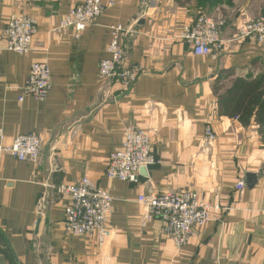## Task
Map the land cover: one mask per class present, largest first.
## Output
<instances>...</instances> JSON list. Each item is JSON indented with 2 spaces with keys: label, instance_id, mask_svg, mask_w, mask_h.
Returning a JSON list of instances; mask_svg holds the SVG:
<instances>
[{
  "label": "crops",
  "instance_id": "crops-1",
  "mask_svg": "<svg viewBox=\"0 0 264 264\" xmlns=\"http://www.w3.org/2000/svg\"><path fill=\"white\" fill-rule=\"evenodd\" d=\"M84 1L0 0V146L18 136L43 140L38 165L0 153V264H264V130L254 119L243 126L220 116L214 94L222 74L227 85L264 76V46L236 39L240 25L264 14V0H102L106 11L79 39L53 32ZM219 11L227 20L222 47L194 56L180 32L200 12ZM14 14L38 24L29 55L6 50L3 32ZM116 26L135 32L122 42L142 76L105 95L100 64ZM34 62L51 69L44 102L25 92ZM134 127L150 132L158 163L142 169L137 184L110 180L108 159ZM209 127L217 136L211 144ZM248 174L257 184L237 192ZM84 177L114 199L103 247L65 231L68 200L56 188ZM187 190L219 210L177 249L138 199Z\"/></svg>",
  "mask_w": 264,
  "mask_h": 264
},
{
  "label": "built area",
  "instance_id": "built-area-1",
  "mask_svg": "<svg viewBox=\"0 0 264 264\" xmlns=\"http://www.w3.org/2000/svg\"><path fill=\"white\" fill-rule=\"evenodd\" d=\"M105 11L106 6L102 0H85L73 7L53 32L64 35L71 31L74 38L79 39L89 26L96 24ZM226 24L227 20L220 11L211 15L200 12L191 26L183 28L178 38L190 47L194 56L208 57L222 47V32ZM37 26L36 20L30 15H11L3 32L6 50L21 56L31 54ZM132 33L135 32L123 26L111 28L108 58L101 62L99 71L102 94H109L111 87L115 85L131 89L142 76L139 68L129 64V52L122 42L124 35ZM236 39L263 47L264 16L240 25ZM52 89L49 65L46 62H34L25 92L36 101L44 102ZM216 138L214 131L207 128L206 142L211 144ZM42 148V138L33 134L18 136L10 147L0 146V153L8 154L19 162L38 165L42 158ZM157 163L150 132L136 127L128 128L124 133L122 147L108 159L106 176L110 180L137 184L140 171ZM236 190L244 193L245 183L239 181ZM56 192L68 200L64 206L66 234L95 240L99 247H103L112 236L114 199L110 192L100 188L88 177L75 184L59 185ZM138 201L147 210V219L161 221L164 236L177 249L185 247L198 230L215 218L214 211L219 210L192 190L169 191L160 195L149 193L147 196H140ZM43 202L44 198L39 204V211L42 210Z\"/></svg>",
  "mask_w": 264,
  "mask_h": 264
},
{
  "label": "trees",
  "instance_id": "trees-1",
  "mask_svg": "<svg viewBox=\"0 0 264 264\" xmlns=\"http://www.w3.org/2000/svg\"><path fill=\"white\" fill-rule=\"evenodd\" d=\"M222 80L223 74L214 85L220 116L236 118L243 126H249L254 119L264 130V76L253 80L237 79L230 85L220 84Z\"/></svg>",
  "mask_w": 264,
  "mask_h": 264
},
{
  "label": "water",
  "instance_id": "water-1",
  "mask_svg": "<svg viewBox=\"0 0 264 264\" xmlns=\"http://www.w3.org/2000/svg\"><path fill=\"white\" fill-rule=\"evenodd\" d=\"M257 182H258V177H256V175L248 174L246 176L245 186L247 188H252L253 186L257 184Z\"/></svg>",
  "mask_w": 264,
  "mask_h": 264
},
{
  "label": "rangeland",
  "instance_id": "rangeland-1",
  "mask_svg": "<svg viewBox=\"0 0 264 264\" xmlns=\"http://www.w3.org/2000/svg\"><path fill=\"white\" fill-rule=\"evenodd\" d=\"M262 16H264V14L262 15V13L261 14H259V16L255 19V20H257V19H259L260 17H262ZM254 20V19H253ZM250 21V20H249ZM252 21V20H251Z\"/></svg>",
  "mask_w": 264,
  "mask_h": 264
}]
</instances>
